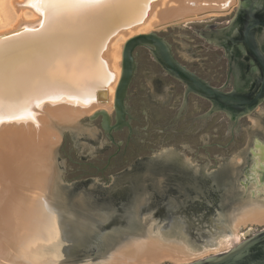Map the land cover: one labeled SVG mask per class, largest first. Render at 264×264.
I'll return each instance as SVG.
<instances>
[{
  "label": "water",
  "instance_id": "95a60500",
  "mask_svg": "<svg viewBox=\"0 0 264 264\" xmlns=\"http://www.w3.org/2000/svg\"><path fill=\"white\" fill-rule=\"evenodd\" d=\"M247 8L248 12L253 15L258 8H264V0H250L249 5L246 6L242 4L238 15L245 12ZM236 9L226 17L189 22L158 32L136 35L129 39L123 48L122 73L115 91L114 125L111 124L110 115L105 110H98L92 116L82 120L85 124L100 128L104 133L103 139L96 140L87 133L77 130V127H55L63 136V144L57 153V163L62 181L73 183L92 177L109 176L126 169L139 158L173 147L188 149L203 157L232 156L240 151L247 142L249 118L257 105L263 102L264 90L260 92L257 98L250 99L248 96L235 92L223 93L215 88L220 87L225 81L226 62L223 60V53L203 36L204 33L222 31L227 23L235 18ZM121 17L114 9L110 8L97 10L92 15L81 17L85 23L74 33H69V36L64 37L63 41L65 42L63 44L60 43L54 48L53 51L57 50L58 53L53 59L48 58L52 54L48 56L46 53L47 49L50 48L49 44L54 43L55 40L52 41L51 37H48L49 34L42 35L43 32L48 31L47 26L42 30L40 27L37 28L34 33L23 32L14 36L12 40L14 45L7 49L4 54H1L3 56L2 60L6 58L11 62L7 66L11 70H5L7 67L3 70L0 65V73L2 72L5 76V78H0V101L7 104L8 110H13V108L14 111L23 110L18 109L20 108L19 104L25 108L31 105L32 112L40 108L41 105L36 107L33 102L41 100H38L29 89V86L38 79L44 81V83L52 84L55 92H59V96H62L63 99L72 96L75 98L82 97V89L79 86L69 83L59 72L50 73L53 66L52 61H56L65 53L66 50L62 51L64 48L60 49L69 41L82 45L100 35L106 36L102 40L104 41L114 30L126 31L131 23L124 22ZM258 27L264 28V17L249 24L244 32V44L247 51L256 58L264 69L263 59L253 42L254 30ZM68 37H71L72 40H68ZM30 58L33 61L30 62ZM92 59L96 66L99 60L98 57L95 56ZM10 71L12 73L8 77ZM150 73L167 74L183 83L185 88L176 81L177 88L170 105L167 107L160 106L154 102L151 91L146 85L145 78ZM93 82L91 97L88 100L94 99L97 103H106L108 95L104 81L98 77ZM190 95H195L190 98L193 105L195 101H200L199 98H201L211 103V109L209 110V106L203 102V112L196 114L193 106L185 117L186 121L181 120L177 126L173 127L172 123L176 113L178 110L181 113L187 108ZM154 107L158 108L160 112L155 114L153 112ZM218 113H224L235 124L242 117L247 116L242 122L243 139L238 146L229 151H223L217 147L228 142L227 134L231 126L223 115L214 117ZM201 115L203 116L199 120H208L214 117L208 127L200 133L192 130V132H195L194 134H182L187 130L191 119ZM133 119H135L133 124L135 134L132 145L126 153L116 158L111 163L110 168L106 170L108 160L117 152V147L110 145L107 136L113 142L112 134L124 128H128L130 135H132L131 121ZM198 128L196 125L195 129ZM204 133L211 135L210 147L200 145V135ZM121 141L122 139L119 138L118 142ZM163 156L153 158L150 164L154 166L171 165L169 164L171 161L166 160L170 154L167 153L165 158ZM57 179L56 175L54 185L56 196L59 195L60 190V183ZM207 179L214 180L212 178ZM140 182H143V180L140 181L136 178L132 182L127 180L125 189H119L114 194L116 198L123 201L128 200V202L119 208V215L111 216V221L105 224L106 229L118 227L131 230L134 228L135 223L139 222L138 217L140 215H134V206L138 202L137 193H142V185H135ZM116 187H119V185ZM103 194L108 193L104 192ZM155 200L161 203L162 198L156 196ZM56 205L62 213V215H59V226L63 243L70 236L71 241L76 240V242L79 241L78 243L81 242L80 244H82L81 240L84 234H77L75 228L74 230L71 228L72 225L78 227V229L81 226L84 228L79 229L84 230L83 233H86L83 240H88L92 236L91 234V236L88 235L89 233L85 231V228L90 231L104 230L101 221L93 218L94 216L69 215L66 207L64 209L60 206L58 198ZM144 210L143 206L141 211L144 212ZM201 216L205 220L202 221ZM194 217L198 220V224L202 225L199 230L202 231L205 222L210 228L208 229L211 234L209 236L204 234V231L199 233L203 239L207 240V246H212L218 236L229 233L223 222L217 220L215 222L211 215H194ZM188 235L191 236V239L194 238L193 233ZM191 239H187L189 245ZM244 241L228 253L195 264H264V230L253 237L251 235L247 236ZM87 249L91 250V246ZM67 251L69 252V250ZM86 252L84 251V255H87ZM65 256L68 257L67 254ZM68 259V264H79L82 257H70Z\"/></svg>",
  "mask_w": 264,
  "mask_h": 264
},
{
  "label": "bare ground",
  "instance_id": "6f19581e",
  "mask_svg": "<svg viewBox=\"0 0 264 264\" xmlns=\"http://www.w3.org/2000/svg\"><path fill=\"white\" fill-rule=\"evenodd\" d=\"M29 2L0 0V65L3 70L11 62L6 58L2 60L1 54L14 45V36L23 32L34 33L37 28L42 30L47 26L48 31L42 35L49 34L48 37L55 40L46 53L52 54L48 58L53 59L58 53L54 48L85 23L81 19L83 16L110 8L121 15L124 22L131 23L126 31L114 30L104 41L105 35L82 45L69 41L60 49L64 48L65 53L52 61L50 73L59 72L69 83L79 86L82 97L63 99L52 84L38 79L29 86L32 94L42 101L40 108L33 111L36 123L0 124V264H50L55 261L68 264L69 259L62 253L64 246L59 226L62 213L56 205L54 188L56 151L62 137L55 127L76 128L84 117L114 108L115 91L122 73L123 48L129 39L189 22L228 16L239 0H108L94 8L70 10L55 24L28 6ZM68 40H72L71 37ZM95 56L99 59L96 66L92 59ZM29 61H33L32 58ZM1 77L5 78L2 72ZM98 77L106 85V103L88 100L93 80ZM0 105L9 111L6 103L0 101ZM19 106L18 109L25 108ZM148 220L149 216H144L139 230L131 233L133 235L111 232L115 239L130 240L115 246L99 264H187L212 253L234 249L250 236L254 226L264 225V206L250 205L237 215H231L229 233L218 236L212 246L201 249L190 246L183 235L179 238L165 236L162 226L156 228ZM248 228L250 230L244 233ZM46 257L52 260L44 262Z\"/></svg>",
  "mask_w": 264,
  "mask_h": 264
},
{
  "label": "rangeland",
  "instance_id": "374dc122",
  "mask_svg": "<svg viewBox=\"0 0 264 264\" xmlns=\"http://www.w3.org/2000/svg\"><path fill=\"white\" fill-rule=\"evenodd\" d=\"M239 4V2H238ZM236 5L235 9L238 7ZM234 9V10H235ZM233 10V12H234ZM232 12V13H233ZM230 13L229 15H231ZM228 15V16H229ZM226 17V16H223ZM220 18V17H219ZM162 31V30H159ZM158 32V31H155ZM146 85L149 87L151 91L152 98L155 103L160 106L167 107L170 105L171 100L175 94L177 83L176 81L164 73H150L146 76ZM204 104L201 101L194 102V112L196 114H201L203 112ZM111 118V124L114 125L115 123V116H114V108L111 111H107ZM94 114V113H93ZM92 114V115H93ZM91 115V116H92ZM90 117V116H88ZM86 117V118H88ZM85 117L80 120L79 127L77 130L83 131L88 135L92 136L96 140L103 139L104 133L100 128L85 124L82 120L86 119ZM259 119H262L260 116ZM258 122L257 117L250 116L249 118V125H248V138L246 145L237 153L232 156H224V157H203L193 153L192 151L184 148H168L163 149L142 158L137 159L132 165L127 167L126 169L109 175L105 177H92L83 180H79L73 183H64L61 179L58 163H57V153L61 145L63 144V136L61 137L60 145L56 151V175L57 180H59L60 190L59 195H57L58 202L62 208L68 211L69 215H92L93 218L96 220L101 221L103 231H90L85 228V231L89 233L92 239L83 240V237L86 233H83L84 229L82 226L78 229V227H74L72 225V229L77 234H84L82 236V244L76 242V240L71 241L70 236L68 239H65L63 243V250L65 254L68 255L66 258H76L81 256L82 260L79 264H99L109 252L118 244H121L127 240H121L120 238L115 239V237L111 236V232L117 231L125 233L126 235H133L131 233L137 232L140 228V222L144 216H149L148 223H154L156 228L163 227L162 233L165 236L169 237H176L183 235L186 239H191V236L188 235L189 233L194 234V238L190 240V246L194 248H203L207 246V240L203 239L200 232L204 231L203 233L206 235H211L208 229V224L205 222L203 225L205 228L202 231L199 228L202 227L198 224V220L194 217V215H175V209L178 207H185L187 206L184 199L180 198L181 193L188 196L187 193L183 191L182 183H180L181 179L188 178L192 181V186L196 188L198 191V195L202 196L204 193L200 191L202 188V179L203 174L204 177L207 178H219L226 183L230 182V189L232 187L235 188L231 181H235V183H239V179H244L243 169L246 165V153L248 152V148L251 147L252 144V136L253 130ZM209 146L211 144V135L208 133H204L200 135V145ZM167 153L170 156L166 159L167 161H171V165H151L150 161L153 158L159 157L164 155L163 158L167 156ZM189 172V173H188ZM176 174L178 177H175ZM244 176V175H243ZM136 178L137 180L141 179L143 182L135 185H142V193H137L138 202L134 206V215H140L138 217L139 222L135 223L133 226L134 228L131 230H125L118 227H110L105 228L106 225L111 221V216L119 215V208L123 207V204H126L128 200H120V198L115 197V193L119 189H125L127 180L132 182L133 179ZM177 181H175V180ZM179 182V183H178ZM234 183V184H235ZM232 184V185H231ZM119 185V187H116ZM68 187V188H66ZM199 187V189H197ZM239 187V186H238ZM114 191H113V190ZM228 189V191L230 190ZM242 191L240 194L245 192V189L238 188V190ZM112 190V191H110ZM179 190L178 195L175 196L174 191ZM107 192L108 194H103ZM137 192V191H136ZM194 197L192 198L194 201L201 200L196 196L197 193H194ZM229 194V192L227 193ZM156 196L162 198L163 201L155 200ZM165 197H168V200H164ZM213 198V196H211ZM213 200V199H212ZM186 201V200H185ZM252 201L250 198L242 201V202H233V201H221L219 206L221 210L217 215H211V218L214 219L215 222L222 221L224 227L228 229V223L230 216L237 215L245 208L249 207L250 205H254L253 203H249ZM169 203V207L172 209L168 212L167 208L164 207V204ZM122 205V206H121ZM144 206V212L141 211V208ZM153 206V207H152ZM165 208V214L160 212L161 209ZM157 215H165L158 217ZM200 219L203 221V217L201 216ZM217 220V221H216ZM194 224V225H193ZM218 224V223H217ZM191 225V226H190ZM222 226V224H220ZM78 230V231H77ZM250 229H244V233L248 232ZM264 230V225L254 226L253 230L250 232L251 237L258 234L260 231ZM180 232V233H179ZM119 235V233H114ZM189 236V237H188ZM85 239V238H84ZM120 239V240H119ZM176 242V244H180L178 241L172 240ZM243 240L241 242L244 243ZM240 245V244H239ZM238 245V246H239ZM91 246V250L87 249ZM236 248V247H235ZM234 248V249H235ZM62 249V248H61ZM69 250V252L67 251ZM228 251H222L220 253H212L203 258L194 260L187 264H195L200 261H204L211 257L228 253ZM84 251H87V255H84ZM47 260V261H44ZM44 262H50L52 260L50 257H46ZM42 261V262H43ZM65 262V261H63ZM61 261L51 262L50 264H63Z\"/></svg>",
  "mask_w": 264,
  "mask_h": 264
},
{
  "label": "flooded vegetation",
  "instance_id": "af4514ba",
  "mask_svg": "<svg viewBox=\"0 0 264 264\" xmlns=\"http://www.w3.org/2000/svg\"><path fill=\"white\" fill-rule=\"evenodd\" d=\"M249 2L250 0H239L235 18L229 21L222 31L204 33L203 36L209 43H212V45L216 46L217 49L223 53V60L226 62V74L223 84L220 87H215L209 82H206L211 86L219 89L223 93L235 92L241 95L248 96L250 99H255L258 97L260 92L264 90V69L260 66L256 58L247 51L244 44V32L246 31L250 23L257 22L258 20L263 19L264 8H258L253 15L248 12L247 8L245 12H242L241 15H238L240 6H242V4H245V6L249 5ZM253 42L264 62L263 27H258L254 30ZM174 80L177 81L176 79ZM177 82L183 85L185 88V85L183 83L179 81ZM191 96L195 95H190L187 108L181 113L180 110H178V112L176 113V116L174 117L172 123L173 127L177 126L181 120H185L187 113L189 112L191 107L194 106L193 102L190 101ZM199 100L206 103L209 106V110L211 109L212 105L208 100H204L201 98H199ZM154 109L155 110L153 112L155 114L160 112L158 108L154 107ZM203 115L191 119L187 130L182 134L191 135L195 132L200 133L204 131L206 127H208L214 117H216L217 115H223L231 126L227 134L228 142L225 145H218L217 147L223 151H229L240 144L241 140L244 137V133L242 131V122L244 119H246L247 116L242 117L238 121V123L235 124V122L227 117L224 113H218L213 118L208 120H199V118ZM254 115L257 117L258 122L256 123V126L253 130L251 147L248 148V152L245 156L246 165L244 166L242 172L244 175H242V177L244 179H239L238 184L235 183V181H231L235 188L232 187L230 189V182L226 183L222 180H219V178L209 180L204 177L205 175L203 174L202 188H200V191H202L204 194L200 196L198 195L199 190H196V188L192 186V181H190V179L188 178H182L180 180V183H182V189L184 193H187L186 196H188V199L182 193L180 195V198L182 200L184 199V202H186L187 206L178 207L177 205L174 213L175 215H217L221 210L219 206V203L221 201L242 202L248 198L252 200L249 203L264 206V99L263 102L258 104L251 113V116ZM260 116H262V119H259ZM134 120L135 119L131 121L133 130L132 135H130L128 128H124L123 130L112 134L114 143L111 142L109 137L106 135L110 145L117 147V152L113 156H111L107 162V165L105 167L106 170L110 168L111 163H113L116 158L126 153L128 148L132 145L135 134L133 128ZM196 125L199 127L197 130L195 129ZM192 130H194L195 132H192ZM119 138L122 139L121 142H118ZM175 177H178V175L176 174ZM238 188L245 189V192L243 194H240L242 191H240V189L238 190ZM197 189H199V187ZM228 189L230 190L228 191ZM228 192L229 194H227ZM174 193L175 196L178 195L179 190H175ZM194 193H197L196 196L201 200L194 201L192 199L195 195ZM211 196H213V198ZM164 200H168V197H165ZM168 204L169 203H166V205L164 204V207H169ZM164 207L160 210V212H165ZM167 210L168 212L170 211V213H173L171 212L172 209L170 207L167 208Z\"/></svg>",
  "mask_w": 264,
  "mask_h": 264
},
{
  "label": "snow or ice",
  "instance_id": "6c2138e0",
  "mask_svg": "<svg viewBox=\"0 0 264 264\" xmlns=\"http://www.w3.org/2000/svg\"><path fill=\"white\" fill-rule=\"evenodd\" d=\"M108 0H30L29 5L34 7L46 20L55 24L62 15L70 10H86L107 3ZM39 107L42 101L33 102ZM36 123L32 106L20 111H6L0 105V124L4 123ZM37 126L38 123H37Z\"/></svg>",
  "mask_w": 264,
  "mask_h": 264
}]
</instances>
